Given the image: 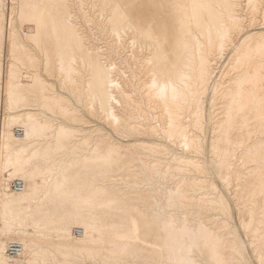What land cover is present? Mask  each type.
<instances>
[{"label":"rangeland","instance_id":"rangeland-1","mask_svg":"<svg viewBox=\"0 0 264 264\" xmlns=\"http://www.w3.org/2000/svg\"><path fill=\"white\" fill-rule=\"evenodd\" d=\"M10 30L20 59L12 84ZM254 31H264V0H0V124L20 115L7 128L11 153L22 142L17 129H29L27 113L40 125L27 153L14 157L5 172L0 146V260L264 264V41L249 38ZM181 74L190 75L187 88L179 86ZM154 79L179 83V102L169 100L182 106L176 107L180 120L199 138L198 148L186 149L162 134L122 133L119 93L128 90L159 107L162 101L147 89ZM142 82L146 86L139 87ZM74 87L84 89L85 102L71 94ZM7 93L19 108H4ZM194 110L203 111L201 126ZM72 153L77 162L40 190L36 184H45L58 164L53 159ZM185 155L204 168L196 174L209 180L208 191H194L196 176ZM17 177L26 184L21 194L11 190ZM170 199L204 209L179 212L177 224L166 213ZM11 239L25 246L12 263L4 257ZM67 243L90 246L94 256L68 253ZM181 244L190 248L189 260ZM28 248L38 250L33 261Z\"/></svg>","mask_w":264,"mask_h":264},{"label":"bare ground","instance_id":"bare-ground-1","mask_svg":"<svg viewBox=\"0 0 264 264\" xmlns=\"http://www.w3.org/2000/svg\"><path fill=\"white\" fill-rule=\"evenodd\" d=\"M258 35V36H257ZM14 36V31H12V30H10V33H9V38H10V51H9V56H12V52H13V48L15 47V44H14V42L12 41V37ZM256 36V37H255ZM248 37L249 38H255L254 40L256 41V43H263V41H264V31H254V32H252V33H250L249 35H248ZM126 40V39H125ZM1 44V43H0ZM111 44V43H110ZM117 45V44H116ZM2 46V45H1ZM122 47V46H121ZM116 48H117V46H116ZM115 49V48H114ZM120 49V48H119ZM0 50H1V47H0ZM113 50V49H112ZM116 50H118V48L116 49ZM128 50V49H127ZM122 52V51H121ZM140 52V51H139ZM120 53V52H119ZM123 53V52H122ZM118 55V54H117ZM121 55V54H120ZM129 55V54H128ZM133 56V55H132ZM132 56H129V59H130V57H132ZM126 57V56H125ZM134 58V57H133ZM132 58V59H133ZM138 59L140 58V57H137ZM120 59V58H119ZM122 59H124L123 57H122ZM132 59L130 60V62L132 61ZM141 59V58H140ZM143 59V58H142ZM144 60V59H143ZM142 60V61H143ZM118 61V60H117ZM122 61V60H121ZM136 62H137V59H136ZM138 62H140L141 63V60L140 61H138ZM112 63V62H111ZM120 63V62H119ZM127 63V62H126ZM133 63H135V62H133ZM116 65H117V62L115 63ZM121 64V63H120ZM119 64V65H120ZM125 64V63H124ZM130 65V64H129ZM14 64L12 63V64H10V66L8 67V69H7V79L9 80V83H11V81L13 80V77H15V74H14V72H13V70H14ZM121 66V65H120ZM123 66V65H122ZM125 66V65H124ZM127 66V65H126ZM132 66V65H131ZM140 66V65H139ZM207 67V66H206ZM209 67H211V66H209ZM111 68H112V66H111ZM115 69L114 70H116V66L114 67ZM118 68V67H117ZM123 68V67H122ZM121 68V69H122ZM125 68V67H124ZM130 69V68H129ZM132 69V68H131ZM141 69H143V68H141ZM120 70V69H119ZM118 71V70H117ZM126 71V70H125ZM140 71H142V70H140ZM210 71V70H209ZM216 71V70H215ZM124 72V71H123ZM122 72V73H123ZM131 72V71H130ZM133 72V71H132ZM136 72H137V70H136ZM134 73H135V71H134ZM138 73H140V72H138ZM137 73V74H138ZM129 74V73H128ZM133 74V73H132ZM131 74V75H132ZM127 75V74H126ZM141 75V74H140ZM214 75V74H213ZM114 76V75H113ZM118 76V75H117ZM136 76L137 75H133V79H135L136 78ZM190 75H188L187 77H188V80H189V77ZM124 77V76H123ZM135 77V78H134ZM153 77V76H152ZM213 77V76H212ZM154 78V77H153ZM125 79V78H124ZM123 79V80H124ZM129 79V78H128ZM140 79V78H139ZM127 80V79H126ZM171 80H172V78H171ZM175 80V79H174ZM130 81V80H129ZM137 81V80H136ZM142 81V78H141V80H140V82ZM150 81V80H149ZM166 81V80H165ZM177 81V80H176ZM123 82V81H122ZM134 82V81H133ZM150 82H152V80L150 81ZM167 82V81H166ZM137 83H139V82H137ZM146 84H147V81L145 82ZM145 83H141V84H138L139 85V87H143L144 85H145ZM12 84V83H11ZM133 84V83H132ZM179 84V83H178ZM121 85L122 84H120L119 85V82L117 83V86H119V87H121ZM123 85H125V84H123ZM127 85V84H126ZM130 85V84H129ZM134 85V84H133ZM136 85V84H135ZM148 85V84H147ZM181 84H179V86H180ZM209 85V84H208ZM208 85H206V87L208 86ZM146 86V85H145ZM123 87V86H122ZM127 87H128V85H127ZM136 87V86H135ZM131 88V87H130ZM138 88V87H137ZM187 88V87H186ZM191 88V87H190ZM208 88V87H207ZM206 88V89H207ZM121 89V88H120ZM119 89V90H120ZM133 89V88H132ZM140 89V88H139ZM142 89V88H141ZM146 89V88H145ZM147 89H148V87H147ZM183 89V88H182ZM116 90V89H115ZM124 90V89H123ZM134 90V89H133ZM138 90V89H137ZM184 91H185V89H183ZM118 91V90H117ZM122 91V90H121ZM129 91H130V89H129ZM144 90H142V92H143ZM189 91V89L187 90V92ZM207 91V90H206ZM70 92H71V94L72 95H74L80 102H85V94H84V89H82L81 87L80 88H78L77 89V87H74V88H72V89H70ZM116 92V91H115ZM120 92V91H119ZM118 92V93H119ZM133 92V91H132ZM148 92V91H147ZM146 92V93H147ZM190 92V91H189ZM209 92V91H208ZM141 93V92H140ZM139 93V94H140ZM180 94H181V92H179ZM184 92H182V94H183ZM191 93V92H190ZM119 94H122L121 96L119 95V98H121L122 96H123V98H121L122 100H121V103H120V105H119V107L117 108V109H119V111H120V113H121V117L123 118V122L121 123V127H122V133L123 134H125V135H130V134H132V133H134L133 135L135 136V134L137 133V134H141V133H148V134H151V135H159V134H162V138H165V139H169V140H171V141H173V142H175V143H177V144H180V145H183L186 149H189V148H198V146H199V138H197L195 135H193L192 133H191V131L190 130H188V127H190V126H187L186 124H185V122L183 123V122H181V112H179V110L178 109H176V107L177 108H182V106H180V104L178 105V104H176L175 106L170 102L171 100H167V101H165V102H161L160 103V106L159 107H156L155 106V104L153 105L152 103H147L146 102V98L143 100V99H141V100H136L135 98H137V97H134L133 98V96H132V93H131V95H129V92H128V90L126 91V90H124V91H122L121 93H119ZM133 94H135V93H133ZM138 94V93H137ZM137 94H136V96H137ZM237 94V93H236ZM58 95V94H57ZM116 95V94H115ZM114 95V96H115ZM145 95V94H144ZM148 95V94H147ZM186 94H184V96H185ZM189 95H191V94H189ZM195 95V94H194ZM125 96V97H124ZM141 96V95H140ZM146 96V95H145ZM153 96V95H152ZM187 96V95H186ZM118 97V96H117ZM143 97V96H142ZM140 98V97H139ZM151 98V97H150ZM153 98V97H152ZM185 98V97H184ZM183 98V99H184ZM17 99V98H16ZM15 98H13L9 93H7L6 95H5V99H4V104H3V106H4V108H6L7 110H15V109H17V108H19V105H20V103H18L17 102V100H16ZM117 99V98H116ZM147 99H148V97H147ZM155 99V98H154ZM180 99H182V98H180ZM182 99V100H183ZM87 100V99H86ZM134 100V101H133ZM156 100H158V99H156ZM189 100H190V98H189ZM116 101H118V100H116ZM154 101V100H153ZM177 101H178V99H177ZM185 101H186V99H185ZM191 101V100H190ZM118 102H120V101H118ZM118 102H116V103H118ZM135 102V103H134ZM147 104H146V103ZM152 102V101H151ZM156 102V101H155ZM158 102V101H157ZM175 102V101H174ZM179 102V101H178ZM72 103V102H71ZM181 103H182V101H181ZM185 103V102H184ZM115 104V103H114ZM188 104V107L190 106L191 107V103H187ZM74 105V104H73ZM116 105V104H115ZM118 105V104H117ZM92 106V105H91ZM197 106V105H196ZM151 107H154V108H159V110L162 112V113H160V114H154L153 112L151 113V110H149V108H151ZM199 108V107H198ZM195 109V108H194ZM190 110V109H189ZM117 111V110H116ZM154 111V110H153ZM201 112H198V110H194L193 112H192V114L194 115V120H195V124L196 125H200L201 126V122H202V118H203V111L202 110H200ZM12 114V113H11ZM118 115V114H117ZM120 116V115H119ZM114 117H116L115 115H114ZM193 117V116H192ZM18 118H20V115L19 114H12V116H10V118H6V120H4V122H2V124H0V129H1V127L3 128L2 130H3V133H2V135H1V149L4 151V152H6L5 153V155L3 154L2 156H4L3 157V160H2V169H1V171L2 172H5V171H7V168L9 167V165L11 164V163H13V158L14 157H16V158H18V157H20V158H22L21 156L24 154V153H27V151H28V146H29V144H30V136L31 135H34L33 133L36 131V129L40 126L39 125V123L37 122V121H35L33 118H32V115H31V113H27V115H26V118L28 119V120H30V123H29V129H28V131L26 132V133H24V130L22 129V128H18L17 130H22V132H16L17 133V139H21L22 140V142H21V144L19 145V147H18V149L16 150V151H14V153L12 154L11 153V151H10V142H9V140H10V136H9V133H8V130H7V128L8 127H10V125H11V123H13L14 121H17L18 120ZM149 118H150V120H149ZM116 120L117 119H120V118H115ZM181 119V120H180ZM120 122H121V120H119ZM194 123V122H193ZM146 126V128H144ZM146 129V130H145ZM55 130V129H54ZM32 137V136H31ZM51 138V137H50ZM138 138V137H137ZM19 139V140H20ZM134 139V138H133ZM168 141V140H167ZM13 142V141H12ZM18 144V143H17ZM179 145V146H180ZM15 146V145H14ZM213 149H215V148H213ZM167 151V150H166ZM169 152V151H168ZM173 152V151H172ZM67 153V152H66ZM69 153V152H68ZM233 153V152H232ZM177 154V153H176ZM26 155V154H25ZM166 155H168V154H166ZM173 155V154H172ZM227 155V154H226ZM163 156V155H162ZM174 156V155H173ZM179 156V155H178ZM232 156V155H231ZM231 156H230V158H231ZM60 157V156H59ZM58 157V158H59ZM78 157V156H77ZM76 157V155H73V153H72V155H64V156H62L61 157V159L59 158V160H58V158L56 157L55 159H53V161L54 160H57L58 161V164L53 168V169H51L50 171H49V174L47 175V180H46V182H45V184H43V185H39V184H36L37 186H38V188L40 189V190H48V188L50 187V185H51V182H55V177L57 176V175H60V174H62L66 169H67V167L69 166V165H72V163H74V162H77V158ZM168 157V156H167ZM166 157V158H167ZM85 158V157H84ZM183 159H185V160H187L188 161V163L190 164V168L191 169H189V171H191L190 173L191 174H193L194 176H196V183H195V185H196V187H194L193 189H194V191H202L203 192V190L205 191H208L207 189H208V187L211 185L210 184V182H209V180L208 179H206V178H204V176H199V175H197L196 174V171H199V172H201V171H203V167L201 166V165H199V161L197 160V159H195L194 157H190V156H188V155H185V156H183L182 157ZM19 159V158H18ZM168 159V158H167ZM173 159V158H172ZM176 159V158H175ZM181 159V158H180ZM236 159V158H235ZM234 159V160H235ZM231 160H232V158H231ZM231 160H230V162H231ZM55 162V161H54ZM167 162H169V160L167 161ZM166 162V163H167ZM227 162H229V161H227ZM51 163V162H50ZM225 163H226V161H225ZM232 163V162H231ZM234 163V162H233ZM46 165H48V164H46ZM169 165V164H168ZM227 166H228V164H226ZM20 167V166H19ZM71 166H69V168H70ZM229 167V166H228ZM49 168V167H48ZM231 168V167H230ZM180 170V169H179ZM165 171V170H164ZM185 172H186V170H184ZM188 171V170H187ZM179 172V171H178ZM165 173V172H164ZM179 173H181V172H179ZM184 173V172H183ZM182 173V174H183ZM227 173H229V172H227ZM169 174V173H168ZM6 176H7V173L5 174ZM159 175H160V173H159ZM229 175V174H228ZM238 175V174H237ZM236 175V176H237ZM164 176V175H163ZM8 177V176H7ZM6 177V178H7ZM37 177H38V175H37ZM41 177V176H40ZM162 177V176H161ZM166 177V176H165ZM165 177H164V179H165ZM180 177V176H179ZM43 178V177H42ZM159 178V177H158ZM15 179H19V180H23L24 181V179L23 178H21V177H17V178H15ZM69 179V178H68ZM163 179V178H162ZM14 181V180H13ZM157 181V180H156ZM44 183V182H43ZM143 183V182H142ZM152 183V182H151ZM166 183V182H165ZM12 184V183H11ZM146 185H147V183H145ZM170 184V183H169ZM52 185H53V183H52ZM138 185V184H137ZM152 185V184H151ZM160 185H161V183H160ZM136 186V185H135ZM134 186V187H135ZM139 186H140V184H139ZM153 186V185H152ZM25 187H26V184H25V181H24V189L22 190V191H20V192H15L12 188H11V190H12V193H14V194H21V193H23L24 191H25ZM36 187V186H35ZM129 187H131V186H129ZM37 188V187H36ZM206 188V189H205ZM38 189V190H39ZM139 189V188H138ZM36 190V189H35ZM192 191V190H191ZM193 191V192H194ZM48 194V193H47ZM207 194V193H206ZM208 194H210V193H208ZM42 195H43V193H42ZM41 195V196H42ZM44 195H45V193H44ZM209 197H212L211 195L209 196ZM208 197V198H209ZM34 198V197H33ZM214 198V197H213ZM3 199V198H2ZM42 199V198H41ZM40 199V200H41ZM212 199V198H211ZM165 200V199H164ZM210 200V199H209ZM215 200V199H214ZM36 201H37V199H36ZM192 201V200H191ZM163 202V201H162ZM201 204V203H200ZM200 204H196V203H193V202H188L187 200L186 201H178L177 199L175 200V199H170L168 202H167V207H168V211H166V213H171V215L170 216H172V218L173 219H175V222L178 224L179 222H178V213L179 212H182L183 210H186V209H188V210H191V211H193V213L195 212V211H202L203 209H204V206H202V205H200ZM3 206L4 207H8V202H4L3 203ZM166 207V206H165ZM158 208V207H157ZM156 208V209H157ZM164 208V207H163ZM206 208V207H205ZM161 210V209H160ZM160 210H159V212H157V213H160ZM157 211H158V209H157ZM165 211V210H164ZM205 212V211H204ZM156 213V214H157ZM162 213V212H161ZM201 213V212H200ZM165 214V213H164ZM164 214H162V216L164 215ZM192 214V213H191ZM195 214V213H194ZM193 214V215H194ZM197 214H199V213H197ZM206 214V213H205ZM214 214V213H213ZM158 215H160V214H158ZM167 215V214H166ZM165 215V216H166ZM183 215V214H182ZM181 215V216H182ZM161 216V215H160ZM168 216V215H167ZM170 216H168V217H170ZM164 217V216H163ZM180 218V217H179ZM181 219V218H180ZM159 220H160V218H159ZM161 221H162V218H161ZM171 222V221H170ZM215 222V221H214ZM172 223V222H171ZM180 223H182V220H181V222ZM207 224V223H206ZM176 225V224H175ZM172 226H173V224H172ZM176 226H178V225H176ZM180 226V225H179ZM183 226V225H182ZM174 228V227H173ZM176 228V227H175ZM195 228V227H194ZM78 230H81L82 231V233L80 234V236L83 234V231L84 230H82V229H78ZM173 233V232H172ZM72 236L74 237V238H76V237H79V236H77V235H74V233H72ZM84 237V236H83ZM85 239V238H84ZM85 241V240H84ZM10 242H19V243H21L22 245H23V252H22V254L16 259V260H14V261H11L9 258H8V256H7V253H6V249H7V246H8V244L10 243ZM65 251L66 252H68V253H71V252H83V254L85 253L86 255H88V256H94V253H95V251H94V249L93 248H91L90 246H81V245H79V244H65ZM49 248L50 247H48V248H46V251H49ZM29 250H28V252L26 253L27 254V259L29 260V261H33L35 258H37L38 256H39V253H38V250H34V249H31V248H28ZM97 249V248H96ZM181 249H184V254H185V256H186V259H190L191 257H190V248L189 247H185L183 244H181ZM52 250V249H51ZM63 250H64V248H63ZM24 251H25V246H24V243L22 242V241H20V240H17V239H11V240H8L7 241V243H6V247H5V251H4V257H5V259H6V261H8V262H17L19 259H20V257L23 255V253H24ZM51 252V251H50ZM65 252V253H66ZM41 253H43V252H41ZM46 253V252H45ZM52 253V252H51ZM67 254V253H66ZM96 255V254H95ZM97 257V256H96ZM108 257V256H107ZM40 259H41V257H39ZM44 258V257H43ZM99 258V257H98ZM174 258V257H173ZM242 259V258H241ZM37 260V259H36ZM114 260V259H113ZM53 261V260H52ZM91 261V260H90ZM101 262V261H100ZM241 263V262H240ZM57 264V263H56Z\"/></svg>","mask_w":264,"mask_h":264},{"label":"clouds","instance_id":"clouds-1","mask_svg":"<svg viewBox=\"0 0 264 264\" xmlns=\"http://www.w3.org/2000/svg\"><path fill=\"white\" fill-rule=\"evenodd\" d=\"M187 79L188 77L184 74H181L178 77L179 83L184 84L185 87L187 86L185 84ZM148 89L155 99H158L162 102H165L169 99L175 101L179 96V87L175 81L160 82L154 79L152 83L148 85ZM0 264H4V261L0 260Z\"/></svg>","mask_w":264,"mask_h":264},{"label":"built area","instance_id":"built-area-1","mask_svg":"<svg viewBox=\"0 0 264 264\" xmlns=\"http://www.w3.org/2000/svg\"><path fill=\"white\" fill-rule=\"evenodd\" d=\"M17 132H22V130H17ZM11 188L15 192L22 191L24 189V181L15 179L11 184ZM76 233L81 234L82 231L77 230ZM22 252H23V245L19 242H10L6 249L7 256L11 261L16 260L22 254Z\"/></svg>","mask_w":264,"mask_h":264},{"label":"crops","instance_id":"crops-1","mask_svg":"<svg viewBox=\"0 0 264 264\" xmlns=\"http://www.w3.org/2000/svg\"><path fill=\"white\" fill-rule=\"evenodd\" d=\"M11 39H12V41H13L14 44H15V47L13 48V52H12V54H13V58L16 59V61H13V64L15 65V67H14V69H15V68H17V65H18V64L16 63L17 60H20L18 57H15V56H14V54H17L16 51H17L18 43H17V40H16L15 36H13ZM9 41H10V40L7 41V47H10V42H9ZM7 47H6V52H7ZM9 51H10V48H9ZM7 53H8V52H7ZM8 54H9V53H8Z\"/></svg>","mask_w":264,"mask_h":264}]
</instances>
